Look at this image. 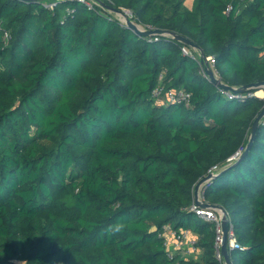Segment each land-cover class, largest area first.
Listing matches in <instances>:
<instances>
[{
	"label": "trees",
	"instance_id": "obj_1",
	"mask_svg": "<svg viewBox=\"0 0 264 264\" xmlns=\"http://www.w3.org/2000/svg\"><path fill=\"white\" fill-rule=\"evenodd\" d=\"M99 1L0 0V264H223L191 210L214 166L203 196L232 221L231 263L264 264V117L247 149L264 99L202 73L204 55L235 89L264 82V0ZM166 226L200 256L170 257Z\"/></svg>",
	"mask_w": 264,
	"mask_h": 264
},
{
	"label": "built area",
	"instance_id": "obj_2",
	"mask_svg": "<svg viewBox=\"0 0 264 264\" xmlns=\"http://www.w3.org/2000/svg\"><path fill=\"white\" fill-rule=\"evenodd\" d=\"M61 1L80 2V3H84L89 8H93L94 5H97V6L101 5L99 0H50L48 2H45V6L49 9H52L54 7L55 3L61 2ZM231 10H232V6L229 5L227 7L226 11L229 13ZM123 11L132 20V13L130 11H127V10H123ZM117 16H118L120 23L122 25H126L125 18L121 15H118V14H117ZM141 28L144 29L142 26H141ZM5 38L8 39L9 35L6 34ZM183 52L185 54L190 55L193 58L196 57L194 52H191L187 48H183ZM206 62L208 63V65L212 69L215 77L218 79H221L220 73H219L218 69L216 68L215 59L213 57H207ZM202 73H204L208 77L206 71H203ZM161 92H162V89H157L154 94L156 97H158L161 94ZM224 93L229 98L242 96L240 94L237 95L236 93H234L232 91H224ZM254 95L256 96L255 93H254ZM166 98L170 102L186 103L189 101L190 94L186 93L185 91H181V90H179V91L172 90V91H169L168 93H166ZM238 154H239V152L236 155L229 158L228 162L234 161L237 158ZM217 169H218V167L214 166L210 170V173H215V171ZM206 184H204L200 188V192H199L200 200L204 201V202H205V200H204L203 192H204V188H205ZM191 210H193L203 220H205L207 222L214 223L215 231H216V240H215L216 258L220 262H222L223 264H226L225 258L221 252V248H222V244H223V230H222L223 213H222V211L215 209V208H201V207L197 206L196 203H194ZM159 236L165 240L164 242L168 248L170 257L173 255V253L178 252V251H181L183 254H186V255L192 254V253L194 254V253H197L199 251L196 247L197 238L193 237V235L189 231L175 232L170 228V226H166L163 229V231L160 233ZM228 236H229L228 245H229V251H230V249L232 250L238 246L236 237L234 236V232H233V224H232V221L230 220V218H229Z\"/></svg>",
	"mask_w": 264,
	"mask_h": 264
},
{
	"label": "water",
	"instance_id": "obj_3",
	"mask_svg": "<svg viewBox=\"0 0 264 264\" xmlns=\"http://www.w3.org/2000/svg\"><path fill=\"white\" fill-rule=\"evenodd\" d=\"M24 1H31V0H24ZM103 6H105L107 9H109L110 11H112L115 14L121 15L125 18L126 21V25L128 28H130L134 33L138 34V35H142V36H151V35H171L174 36V38L178 41H181L182 43L193 47V48H197L199 50H201L195 43H193L191 40L184 38L183 36L176 34L174 32H169V31H165V30H160V29H156V30H144L141 28L140 25L134 23V21H132L123 10H119L116 8H112L109 5L104 4ZM202 63H205L206 66V73L209 77V81L215 85L218 86L220 89L224 90V91H232L234 93H242V92H246L248 90L254 89V90H259V89H264V82H258V83H252L249 84L247 86H245L244 88L241 89H235L225 83L222 82L221 79H218L215 77L212 69L210 68V66L208 65V63L205 60V56L202 55ZM264 117V108L262 110V112L258 115V117L255 119L253 127H252V134H251V138L249 141V144L247 146V149L250 147V145L252 144L253 140H254V136H255V132H256V128L259 125V122L261 121V119ZM244 155V154H243ZM216 174L214 173H209L205 178L199 180L196 185L194 186V191H193V195H194V201L196 203L197 206L201 207V208H215L218 209L220 211H222L223 213V220H222V230H223V244H222V248H221V252L225 258V262L226 264H232L231 263V258H230V251L228 248V240H229V236H228V230H229V217L227 212L220 207L219 205L216 204H209L207 202L201 201L200 197H199V192H200V188L206 184L208 181H210Z\"/></svg>",
	"mask_w": 264,
	"mask_h": 264
},
{
	"label": "rangeland",
	"instance_id": "obj_4",
	"mask_svg": "<svg viewBox=\"0 0 264 264\" xmlns=\"http://www.w3.org/2000/svg\"><path fill=\"white\" fill-rule=\"evenodd\" d=\"M41 1H42V2H48V1H50V0H41ZM193 2H194V0H187L185 6H186L187 8H189V9H191L192 6H193ZM134 23H135V22H134ZM138 25H139V24H138ZM255 94H256V96L261 97V98L264 99V89H259V90H257V91L255 92ZM193 237H194V236H193ZM195 238H196V237H195ZM199 252H200V251H199ZM199 252L195 253L197 258H198V256H200V253H199ZM193 255H194V254H193Z\"/></svg>",
	"mask_w": 264,
	"mask_h": 264
},
{
	"label": "crops",
	"instance_id": "obj_5",
	"mask_svg": "<svg viewBox=\"0 0 264 264\" xmlns=\"http://www.w3.org/2000/svg\"><path fill=\"white\" fill-rule=\"evenodd\" d=\"M194 237H196V236H194Z\"/></svg>",
	"mask_w": 264,
	"mask_h": 264
}]
</instances>
